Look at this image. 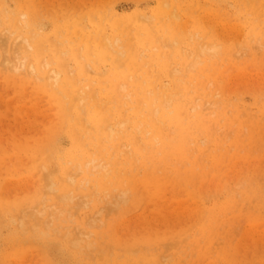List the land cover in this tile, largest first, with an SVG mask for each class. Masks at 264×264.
Listing matches in <instances>:
<instances>
[{"label":"rangeland","instance_id":"rangeland-1","mask_svg":"<svg viewBox=\"0 0 264 264\" xmlns=\"http://www.w3.org/2000/svg\"><path fill=\"white\" fill-rule=\"evenodd\" d=\"M0 264H264V0H0Z\"/></svg>","mask_w":264,"mask_h":264},{"label":"bare ground","instance_id":"bare-ground-1","mask_svg":"<svg viewBox=\"0 0 264 264\" xmlns=\"http://www.w3.org/2000/svg\"><path fill=\"white\" fill-rule=\"evenodd\" d=\"M143 21H145V20L143 19ZM147 21H149V19ZM125 35L128 36V33H125ZM115 41H116V43H120V44L123 45L122 42H119L120 40L115 39ZM123 41H126V38H123ZM193 63L196 64L195 61ZM193 63H191L190 65H192ZM19 65H21V63ZM19 65H14L13 68H15V67H17ZM149 81H152L150 83V86H153L156 83L153 79L152 80H149ZM194 84L196 85V87L200 88V83L197 80H191V81H185V82L179 83L178 93L177 94H174V95L173 94L172 95L170 94V98L165 101V105L168 107V106H170L172 104V102L175 100L176 97H181L183 99V102H181L180 104L175 105L173 107L174 108V111H177L178 113H180V116L174 114L173 116H171L169 118V122L171 124L175 125L176 128L178 129L177 130V133H178L177 140H172V139L166 137L162 132L159 131V129L157 127H154L155 124L158 121V116L156 115L157 112L160 110V108L165 107L164 104H163V98L161 96H158V95L155 96V99H158L157 100V104L155 105V107H153L154 94H156L155 91H160V87H155L154 90H153V92H149L147 94L140 93V95L137 97V100L139 102V105L135 107V108H137L135 110L136 119H137V121H138V123H139L140 126H142V125H149L150 126L149 129H147V130H145L143 128L144 126L142 127V130H141L142 137L145 139L146 144H152V143L156 142V147H157V145L160 144V147H159L160 149L158 151L161 152V154L163 156H165V155L166 156H169L172 152H175V153L176 152H179V153H185L188 158H191L193 156V154L192 153H189L190 152V151H188L189 148L186 147V143H187V132L192 133L193 130H198V131H200V132L203 133V132H205L204 130H206V122L207 121L204 118L199 117V116H195L194 119L196 121L186 120V119H189L190 118L189 117V115H190V112H189V103L191 101L189 99V94L187 92L186 87H188L190 85H194ZM141 90L142 89L140 88V92H141ZM112 98H114V100L116 99L115 101H113L112 104H114V105H116V106H118L119 108L122 109L123 108V103H124L122 101V98L119 97L118 95H115ZM81 104H83V103H81ZM160 106H162V107H160ZM152 107H153V109H152ZM81 109H82V107H81ZM190 109L191 110L192 109L193 110H196L197 108H196V106H191ZM71 110H73V109H71ZM81 113L84 114L85 116H87L88 119L87 118L86 119L89 120L91 123H93L98 128V130H99V136L97 137V139H98V143L101 144V140L104 139V132H103V130H101L100 127H103V125L105 124V122L108 119L112 118V115L114 113L113 112H110L108 110L101 111V110L97 109L96 107H94L93 104H89V107H86L85 109H83L81 111ZM104 113L107 114V115H105ZM68 114H70V113H67V115ZM194 115H198V114L196 113ZM80 116L78 117L79 121H75V122H76V125L79 126V129L82 130L83 129V124H81V122L84 121V118H82L83 116L82 117H80ZM72 131L73 130H70V132L73 134ZM83 132H85V133L87 132L86 131V124H84V131ZM102 144H103V142H102ZM144 148H145V146H143V149ZM142 160H143V162L145 161L144 159H142ZM164 161H165V159H164ZM178 174H179V172L177 170V173L176 174H172V177H171V179L173 180V183H174V185H175L176 188H180L179 185H182V181H183L182 180L183 177L178 176ZM177 177L181 178V180H179L178 182L175 180V178H177Z\"/></svg>","mask_w":264,"mask_h":264}]
</instances>
